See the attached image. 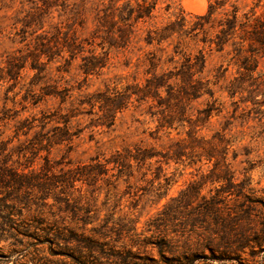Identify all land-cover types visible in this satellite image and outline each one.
Masks as SVG:
<instances>
[{"label":"rangeland","instance_id":"374dc122","mask_svg":"<svg viewBox=\"0 0 264 264\" xmlns=\"http://www.w3.org/2000/svg\"><path fill=\"white\" fill-rule=\"evenodd\" d=\"M36 1L0 0V75L9 56L27 55L18 76L0 79V175L32 183L0 185V264H78L76 242L58 238L56 230L80 225L86 215L118 245L135 236L168 237L178 241V251L186 248L196 257L192 264H264V58L252 75L239 76L235 92L187 101V120L173 128L157 129L152 101H133L115 113L112 125H98L97 105L132 81V68L124 66L121 53L111 52L104 66L85 76L82 54L70 58L64 51L35 75L30 57L42 31L22 20ZM101 2L106 0H66L50 13L47 35L57 28L76 36L84 54L97 53L93 9ZM206 9V0H158L139 32L179 11L191 22ZM206 68L219 69L225 83L236 75L218 53L207 56ZM137 80L143 81L142 74ZM42 90L51 95L35 103ZM89 97L93 107L77 105L69 112L70 100ZM42 114L48 118L40 121ZM62 117L69 119L68 138L50 143L46 137L60 132ZM196 119L190 132L188 121ZM133 146L158 154L130 159L120 171L105 163L111 153ZM84 164L106 165L108 172L90 184L53 182ZM167 205L169 216L161 213ZM146 249L158 259L155 248Z\"/></svg>","mask_w":264,"mask_h":264},{"label":"trees","instance_id":"16d2710c","mask_svg":"<svg viewBox=\"0 0 264 264\" xmlns=\"http://www.w3.org/2000/svg\"><path fill=\"white\" fill-rule=\"evenodd\" d=\"M206 1V12L194 16L191 22L179 11L163 25H149L142 32H139L138 26L151 19L158 0L101 2L93 9V38L98 40L100 51L95 53L93 50L84 54L87 50L77 41L76 36L68 37L57 28L48 36V30L44 29L52 10L58 5L64 7L66 0H37L30 10L27 9L25 19L22 20V25L33 24L42 31L34 44L37 52L30 53V68L36 69L35 75H38L43 65L53 61L54 55L62 58L65 51L70 58H74L80 53V68L88 76L105 65L111 52L121 53L124 66L132 68V81L124 84L121 89H115L112 95L102 97L101 103L97 105L98 112L94 113L100 119L98 125H112L115 113L133 101H152L150 106L158 107L153 113L159 115L156 118L157 129L173 128L175 122L182 124L187 120V101L204 95L212 97L218 90L235 92L237 88H241L239 76L242 73L252 75L255 70L253 67L264 58V0H251L250 4L243 6L240 5L241 0ZM80 10L83 11V8ZM213 53H218L228 64L234 66L236 75L228 83L224 82V73L219 69L212 73L206 68V58ZM41 55L44 56V61L40 59ZM26 56H9L5 61L6 76L0 75V79L18 76L19 70L25 66ZM2 72L3 70L0 71ZM139 74L143 76L141 83L137 80ZM37 95L40 97L35 103L45 100L51 93L42 90ZM83 104L93 107L90 97L87 100L75 98L69 101V112L76 109L75 106ZM47 118V115L42 114L40 121ZM68 120L63 119L60 132L46 137V140L50 143L66 141ZM195 121L197 119L188 121L190 132L197 126ZM157 154L156 151L140 146L124 147L111 153L105 163L114 164L111 169L120 171L130 159L144 160ZM45 168L48 169V164ZM107 172L106 165H78L66 169L62 179H55L53 182L81 180L90 184L97 175ZM12 182L32 185L28 180L0 175V185L8 186ZM37 187L41 188L43 184L37 183ZM170 212L167 205L161 213L168 215ZM86 216L80 225L57 227L56 230L58 238L76 242L78 264H192L196 258L186 248L178 251V241L174 238L161 237L158 241H150L147 238L139 239L134 234L135 239H131L130 243L118 245L106 230L92 225V219ZM147 246L155 248L158 259L149 255Z\"/></svg>","mask_w":264,"mask_h":264},{"label":"bare ground","instance_id":"6f19581e","mask_svg":"<svg viewBox=\"0 0 264 264\" xmlns=\"http://www.w3.org/2000/svg\"><path fill=\"white\" fill-rule=\"evenodd\" d=\"M198 6V5H197ZM193 9V8H192ZM194 10V9H193Z\"/></svg>","mask_w":264,"mask_h":264}]
</instances>
